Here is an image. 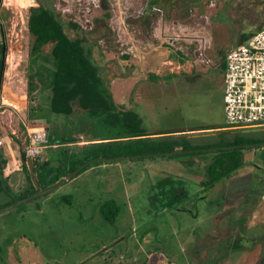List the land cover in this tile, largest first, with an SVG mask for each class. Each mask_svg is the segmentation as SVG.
Wrapping results in <instances>:
<instances>
[{"label":"rangeland","instance_id":"obj_1","mask_svg":"<svg viewBox=\"0 0 264 264\" xmlns=\"http://www.w3.org/2000/svg\"><path fill=\"white\" fill-rule=\"evenodd\" d=\"M24 1L1 0L0 5V37L5 43L0 93L15 97L6 116L10 129H15L9 158L28 142L24 124L41 123L52 139L77 134L88 140L96 131L90 121L87 130L79 123L74 126L73 117L53 114L46 92L39 96L36 111L28 106L27 19L29 8L39 4L59 13L69 37L85 36L84 44L91 47L114 102L139 112L144 129L195 127L198 135L189 137L191 143L204 147L226 136L216 130L225 126L220 63L246 34L262 28L264 0ZM68 21L80 30L71 29ZM51 47L48 43L42 49L48 66ZM152 48L159 52L152 65L133 59L134 53ZM160 57L172 64L167 61L157 76V89L167 90L163 84L177 78L175 92L148 102L147 115L135 104L133 87L148 70L156 71ZM188 63L193 67L190 74L199 76L181 80L185 72L178 66ZM175 69L178 74L167 77ZM244 129L264 137V127ZM55 146L44 147L42 155L59 154ZM213 155H198L197 162L189 161L196 156L104 162L42 196L3 210L0 264H131V258L138 264H264V145L244 149L246 164L203 190L200 182ZM5 168L6 173V164ZM107 200L118 206L115 222L100 213Z\"/></svg>","mask_w":264,"mask_h":264},{"label":"trees","instance_id":"obj_2","mask_svg":"<svg viewBox=\"0 0 264 264\" xmlns=\"http://www.w3.org/2000/svg\"><path fill=\"white\" fill-rule=\"evenodd\" d=\"M101 2L105 3L106 0ZM151 3L155 4V0ZM67 25L73 30H80V26L72 21H68ZM27 29L31 36L26 65V94L30 110L36 111L40 107L39 96L46 92L48 107L53 114L73 117L71 121L76 123L74 126L79 123L80 127L87 130H89L88 122L90 121L89 123L93 124L96 130L90 139L82 140L83 142L79 137L77 139V136H80L77 134L73 137L52 139L48 132L47 148L56 144L61 150L59 154L41 162L33 159L35 179L40 189L53 185L79 167L82 168L77 174L94 165L117 162L126 158L142 159L155 156L179 158L213 152V157L204 168V180L200 182L202 188H211L246 164L244 149L259 148L261 146L255 144L264 142V137L249 134L247 132L249 129H228L224 128L225 126L216 130L225 132L226 136L211 146L205 147L201 144H192L189 138L191 134L188 133L148 136L138 113L123 105L118 106L114 102L99 66L94 63L91 47L84 44L85 36L69 37L57 11L42 4L31 6ZM253 33L246 34L243 41H246ZM48 43H52L51 66L46 64L42 56V49ZM3 51V44H0V72L3 66ZM225 54L220 63L222 74ZM183 59L182 57L181 60ZM34 103L36 106L33 105ZM21 127L24 128L23 125ZM101 131L106 132L103 134ZM215 146L220 148L211 149ZM136 155H142V157H132ZM101 157L105 160L98 159ZM19 160L26 185L24 189L15 192L9 184L10 176L3 175L6 159L0 153V192L10 197L4 205L36 192L23 147L19 149ZM55 162L58 165H55ZM68 198L70 197H64V200ZM117 210L118 206L113 200H107L100 205V213L109 222L116 221Z\"/></svg>","mask_w":264,"mask_h":264},{"label":"built area","instance_id":"obj_3","mask_svg":"<svg viewBox=\"0 0 264 264\" xmlns=\"http://www.w3.org/2000/svg\"><path fill=\"white\" fill-rule=\"evenodd\" d=\"M1 5V1H0ZM223 117L228 129L264 127V27L246 41L231 48L224 58ZM7 107L0 101V147L11 141L6 121ZM28 142L23 145L26 156L35 158L46 147L48 129L42 125H23ZM264 199V194L261 195Z\"/></svg>","mask_w":264,"mask_h":264},{"label":"crops","instance_id":"obj_4","mask_svg":"<svg viewBox=\"0 0 264 264\" xmlns=\"http://www.w3.org/2000/svg\"><path fill=\"white\" fill-rule=\"evenodd\" d=\"M157 57L159 58V52H155L154 48L147 49L145 51H139V52L134 53V55H133V59L142 60V62H144L145 64H147L149 62L151 65L155 62V59ZM167 61H168L169 64H172L171 63L172 61H170L169 59L165 60L163 58L161 59V57H160V62H159V65L156 67V71L153 72L152 68H151L150 70H148L146 72V74H144V78L137 80L135 82V84H134L133 92H134V96H135L134 99L136 101L135 104L139 105V107L141 109L140 111L142 113H145L147 115L150 114V109H149V106L147 105V103L152 101V100H154L157 97V95H160V94L163 93V95L165 97H167L168 93L174 94V92H175V89H173V86H174L173 80H175L177 78H174V79L171 78V80H169L168 83L165 82L163 84V86L165 85V87H166L165 89H167V87H169L167 90H164V91L163 90H161V91L159 90L158 91V89H157V87H160V85H159L160 79L157 76L162 74L161 71H163L166 68V65H167L166 62ZM178 68H181L185 72V73H183V77L184 78H182L181 80H184V79H188L189 80L191 78H194L197 75V74H190V72L192 71V68H193L191 66V63L190 64L188 63V64L179 65ZM170 72H173L174 74H169L167 77H169V76L170 77H172V76L175 77L178 74L179 71H178V69H175L174 71L170 70ZM198 76L199 75H197V77ZM222 89H223V85H222ZM25 97H27V94H25ZM14 98L15 97H13V96L12 97L10 96V98L9 97L6 98L0 93V101L2 103H4V105L6 107H8L12 103H14ZM9 103H11V104L9 105ZM138 115H139V112H138ZM140 118H141V116H140ZM40 125H41V123H40ZM224 128H226V127H224ZM197 130L198 129H195V127H190L189 126V127H185V128L182 127V128H175V129H170V130H146V133H147L148 136H151V137H155V136L157 137V136H161V135H165V134H172V133H174V134H177V133H188V134H191V135H189V137H190V136H193L195 134L198 135V133H196V132H198ZM48 132H49V129H48ZM77 137L80 138V136H77ZM81 142H83V141L81 140ZM11 145H12L11 141L10 142L6 141L4 146L0 147V153L2 155L4 154L3 157L5 156L4 158L6 159V165L8 166V170H7L6 173H5V171H6L5 169L6 168L4 169V174H3L4 176H7V175L11 176V174H13V173H15L18 176L20 173H22L21 172V166H20V160H19V153L16 154L17 158L16 157L15 158L12 157V159L9 158V156H10L9 154L12 153V146ZM55 145L56 144H54L52 147L53 148L56 147ZM46 148H47V146L44 149H46ZM43 151L44 150H42V152L40 153L39 156H37V157H35L33 159H35L37 162H41V161L47 160L48 157L45 154H43L44 157L42 155ZM6 157H8V158H6ZM198 157L199 156L197 155L196 157L191 158L189 161L197 162L199 160ZM101 164H103V163H101ZM196 176H198V175H196ZM16 182H17V179L15 180V183H11L9 181V184L12 186L13 191L18 192V191L15 190ZM22 184H23V188L22 189H24V187L26 185L24 174H23ZM202 189L204 190L205 188H202ZM9 199H10V197L8 195H6L5 193H1L0 192V200L4 201L2 203L5 204L6 202L9 201ZM35 206L37 208H39L38 204H36Z\"/></svg>","mask_w":264,"mask_h":264},{"label":"water","instance_id":"obj_5","mask_svg":"<svg viewBox=\"0 0 264 264\" xmlns=\"http://www.w3.org/2000/svg\"><path fill=\"white\" fill-rule=\"evenodd\" d=\"M1 1V0H0ZM255 145H258V146H262L264 145V142H260V143H256ZM132 157H142V155H136V156H132ZM122 158H125V157H122ZM99 160H105V158H98ZM26 163H27V167H28V170H29V174H30V177L35 185V188H36V192L27 196V197H24L22 199H19L9 205H6L4 206L3 208L0 209V212H2L3 210H7V209H10V208H13L15 206H18L20 204H23V203H26L32 199H35L39 196H42L52 190H54L55 188H57L58 186L62 185L64 182L70 180L72 177H74L77 172L82 168V167H79L78 169H76L75 171H71L69 172L66 176H64L62 179L58 180L56 183H54L53 185L45 188V189H40L37 182H36V179H35V172H34V167H33V158L30 157V156H26ZM17 179V182H16V185H15V190L16 191H20L22 188H23V184H22V180H23V173H20L18 176L13 173L11 174L10 176V182L11 183H15V180Z\"/></svg>","mask_w":264,"mask_h":264},{"label":"flooded vegetation","instance_id":"obj_6","mask_svg":"<svg viewBox=\"0 0 264 264\" xmlns=\"http://www.w3.org/2000/svg\"><path fill=\"white\" fill-rule=\"evenodd\" d=\"M0 44H3V48H4V54H2V64H4V57H5V43H4V39H3V37L1 36L0 37ZM2 70H1V72H0V86H1V82H2V75H3V66H2V68H1ZM131 260L133 261L131 264H138L137 262H135L136 260H137V258H131Z\"/></svg>","mask_w":264,"mask_h":264},{"label":"bare ground","instance_id":"obj_7","mask_svg":"<svg viewBox=\"0 0 264 264\" xmlns=\"http://www.w3.org/2000/svg\"><path fill=\"white\" fill-rule=\"evenodd\" d=\"M18 2H19V1H18ZM20 2H22V3H25V1H24V0H20ZM26 2H27V1H26ZM22 3H21V4H22ZM25 5H26V4H25Z\"/></svg>","mask_w":264,"mask_h":264}]
</instances>
